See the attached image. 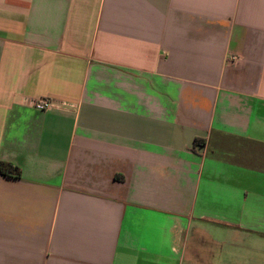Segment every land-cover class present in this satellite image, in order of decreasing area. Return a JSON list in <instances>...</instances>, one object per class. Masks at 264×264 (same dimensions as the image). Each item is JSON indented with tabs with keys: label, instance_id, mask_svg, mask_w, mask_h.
Instances as JSON below:
<instances>
[{
	"label": "crops",
	"instance_id": "0c3cea01",
	"mask_svg": "<svg viewBox=\"0 0 264 264\" xmlns=\"http://www.w3.org/2000/svg\"><path fill=\"white\" fill-rule=\"evenodd\" d=\"M0 162V264H264V0H0Z\"/></svg>",
	"mask_w": 264,
	"mask_h": 264
},
{
	"label": "built area",
	"instance_id": "2783aa9c",
	"mask_svg": "<svg viewBox=\"0 0 264 264\" xmlns=\"http://www.w3.org/2000/svg\"><path fill=\"white\" fill-rule=\"evenodd\" d=\"M237 61H238V58L232 57V62L235 63ZM34 107L38 111L48 112L53 109H68V108H71V105L66 102L57 101V100H53L50 98H40V99L35 100Z\"/></svg>",
	"mask_w": 264,
	"mask_h": 264
},
{
	"label": "trees",
	"instance_id": "16d2710c",
	"mask_svg": "<svg viewBox=\"0 0 264 264\" xmlns=\"http://www.w3.org/2000/svg\"><path fill=\"white\" fill-rule=\"evenodd\" d=\"M197 143H200V140L197 141L196 144ZM0 175L19 178L21 176V172L10 163L0 162Z\"/></svg>",
	"mask_w": 264,
	"mask_h": 264
}]
</instances>
